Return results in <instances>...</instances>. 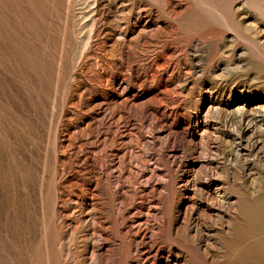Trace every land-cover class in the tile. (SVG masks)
I'll list each match as a JSON object with an SVG mask.
<instances>
[{
  "label": "rangeland",
  "instance_id": "1",
  "mask_svg": "<svg viewBox=\"0 0 264 264\" xmlns=\"http://www.w3.org/2000/svg\"><path fill=\"white\" fill-rule=\"evenodd\" d=\"M0 264H264V0H0Z\"/></svg>",
  "mask_w": 264,
  "mask_h": 264
}]
</instances>
